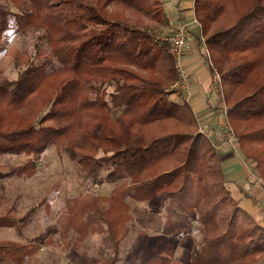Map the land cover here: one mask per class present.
Listing matches in <instances>:
<instances>
[{
	"label": "trees",
	"instance_id": "1",
	"mask_svg": "<svg viewBox=\"0 0 264 264\" xmlns=\"http://www.w3.org/2000/svg\"><path fill=\"white\" fill-rule=\"evenodd\" d=\"M193 10L239 148L264 179V0H193ZM169 25L162 0H0V41L8 30L40 31L48 46L44 53L36 42L30 53L12 45L16 75L0 68V155L26 154L0 165V179L31 176L51 145L86 180L101 183L104 172L108 181L122 179L107 195L67 203L64 230L104 234L112 252L101 264L119 259L130 199L156 203L165 229L192 221L180 229L201 235L187 264H264V209L256 216L233 201L213 140L198 131L188 101L171 97L180 70L161 37ZM227 201L223 223L217 206ZM32 211L0 214V226L20 232ZM38 248L0 239V264H29ZM172 251L164 244L144 264H168Z\"/></svg>",
	"mask_w": 264,
	"mask_h": 264
},
{
	"label": "rangeland",
	"instance_id": "2",
	"mask_svg": "<svg viewBox=\"0 0 264 264\" xmlns=\"http://www.w3.org/2000/svg\"><path fill=\"white\" fill-rule=\"evenodd\" d=\"M39 32L19 33L10 30L6 32L0 41L2 75L10 78L17 73L18 69L7 53V49L12 45L34 53L35 43L38 42L42 51L47 53L48 46L45 39L37 37ZM162 33V35L169 33L167 26H164ZM204 53L210 60L214 76L217 74L219 77L220 80L216 83L222 89L220 74L213 65L210 51L206 46ZM176 84L174 92L178 87ZM111 112L115 115L119 110L112 108ZM229 124L231 125L230 121ZM233 132L236 147L232 148L236 149L234 159L236 166H223V170L225 176L233 180L227 185L233 194V201L238 200L239 203L242 193L235 183L244 184L249 190H253V186L259 187L264 195V179L258 175L254 163L242 153L234 129ZM25 158V153H3L0 155V165L20 164ZM105 175L106 172L103 173L104 179L101 183L84 179L78 165L67 156L66 152L59 146L51 145L38 158L37 170L31 176L0 179V214H9L18 219L26 211L33 209L22 223L20 232L13 227L0 226V239L38 244L39 248L28 260L29 264H101L112 252L105 248L104 234L90 232L85 237L79 238L74 229L64 230V222L68 214L69 199L81 198L88 192L107 195L122 181V179L108 181ZM261 197L260 204L264 205V196ZM129 201L132 218L128 222L126 236L119 243V259L115 264H144L153 252L164 244L173 245V251L168 256V264H187L201 235L196 228H192L189 232L180 229L189 227L192 221L175 220L172 226L165 229L162 225V210L156 203L146 204L132 199ZM102 202L107 204L105 201ZM230 202L217 206L223 223L227 221L225 209ZM262 209L255 211V215L262 216Z\"/></svg>",
	"mask_w": 264,
	"mask_h": 264
},
{
	"label": "crops",
	"instance_id": "3",
	"mask_svg": "<svg viewBox=\"0 0 264 264\" xmlns=\"http://www.w3.org/2000/svg\"><path fill=\"white\" fill-rule=\"evenodd\" d=\"M162 2L170 21L168 30L184 26L188 34L187 46L179 66L180 71L187 73L186 83L183 87H177L173 98H184L192 106L198 119V127L201 126L206 135L213 140L221 155L222 167L234 165L236 149L223 142L218 134L219 126L224 122V115L219 110L222 95L204 53L205 44L194 16L193 0H162ZM240 185L255 195L254 198L242 196L239 200L242 208L253 212L262 209L264 205L260 204V198L264 195L260 188L253 186V190H249L244 184Z\"/></svg>",
	"mask_w": 264,
	"mask_h": 264
},
{
	"label": "built area",
	"instance_id": "4",
	"mask_svg": "<svg viewBox=\"0 0 264 264\" xmlns=\"http://www.w3.org/2000/svg\"><path fill=\"white\" fill-rule=\"evenodd\" d=\"M161 37L166 39L170 43V52H171V54H172V56H173V58L177 64V66L179 67L181 57L185 51V48H186L187 42H188V34L185 31L184 26H179L177 28H174L171 31H169V33H167L166 35H162ZM207 62L210 65L209 58H208ZM186 78H187V73L185 71H183V72L179 71V80H178L176 85L178 87H183L184 84L186 83ZM214 80H215V82L220 80L219 77L217 76V74L214 76ZM219 91L222 95V103L219 106V110L224 115V122H222L220 124L218 134H219L220 139H222L223 142H226L231 147H236L234 145L235 135H234L233 129H232V127L228 121L227 106H226V103H225V100H224V97L222 94V89L219 88ZM199 131L206 135V133L204 132V130L201 126L199 127Z\"/></svg>",
	"mask_w": 264,
	"mask_h": 264
}]
</instances>
